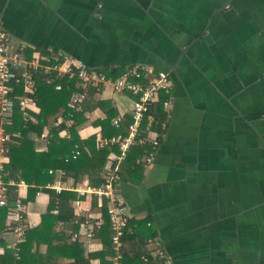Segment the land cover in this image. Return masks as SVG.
Wrapping results in <instances>:
<instances>
[{
  "label": "crops",
  "instance_id": "1",
  "mask_svg": "<svg viewBox=\"0 0 264 264\" xmlns=\"http://www.w3.org/2000/svg\"><path fill=\"white\" fill-rule=\"evenodd\" d=\"M0 26L14 44L25 45L27 58L31 50L52 47L114 77L134 64L169 70L173 88L158 94L144 124L146 133L150 129L160 138L153 159L141 162L138 145L133 146L118 163L115 182L135 239L141 238L149 251L141 258L165 264L152 256L149 240L158 238L168 264H264V0H0ZM23 88L22 82L13 83L16 99ZM35 91L36 85L27 121L19 108L23 123L37 122ZM170 96L166 108L159 101ZM131 99L129 93L94 87L87 102L91 108L55 120V126L63 124L58 137L73 140L70 127L80 115L77 136L92 138V147H98L101 136L127 134ZM117 115L118 128L111 124ZM106 119L116 134L107 133V125L104 131ZM12 133L8 143L19 144L20 130ZM26 137L36 152H44L53 135L44 127ZM65 176L73 186L91 185L85 173L77 180ZM47 182L31 198L26 182L10 188L25 205L27 229L40 223L49 205ZM93 197H82V213L71 199L74 218L66 226L57 223L70 241L75 242L70 232L79 230L72 224L87 213L102 212ZM6 224L5 216L0 254L13 239L4 233ZM76 241L85 254L104 247L96 234L90 247ZM36 249L44 253L47 248L40 244ZM98 263L99 258L91 259Z\"/></svg>",
  "mask_w": 264,
  "mask_h": 264
},
{
  "label": "built area",
  "instance_id": "2",
  "mask_svg": "<svg viewBox=\"0 0 264 264\" xmlns=\"http://www.w3.org/2000/svg\"><path fill=\"white\" fill-rule=\"evenodd\" d=\"M27 48L23 44H14L10 33L0 26V211L6 216V229L4 233L10 232L13 239L8 247L12 250L16 259L19 258V244L25 238L27 223L25 221L26 209L21 196L14 198L9 204L11 196L10 188L25 186L23 179L14 180L4 179V167L8 161V142L10 135L6 128L12 122L15 108V95L13 94V83L22 82L23 92L17 97V103L23 113V120L29 118L28 107L34 100L31 94L34 90L32 72L42 70L46 74L47 82L52 84L56 90L62 88L61 80L77 79L82 86L81 89L74 90L68 101L70 109L68 117L82 110V103L87 97L86 87L108 88L115 93H129L131 99V120L127 126V134L111 135L99 137L96 140L98 147L115 145L117 153L113 154L115 165L106 169V176L103 183L99 186H91L84 182L83 186H73L68 184L65 172L61 169H49L53 175L51 181L47 182L45 189L53 196L55 206L53 212H57L58 196L64 190H75L76 197L72 201L74 210L81 212L82 197L91 193L98 200L101 206L102 200L107 202L106 214L109 222L110 250L109 264H124V235L130 215L124 202L119 198L115 189V182L120 178L118 163L123 160L130 148L139 143L149 142L152 150L148 153L145 164H149L154 156L156 147L159 145V135L148 129L146 134H142L148 111L151 104L157 100L160 92L169 94L171 82L164 70H156L148 64H134L128 66L118 76H110L107 73L88 66L79 58L62 50L52 47L44 50H31L30 58L26 56ZM169 97L162 102L166 107ZM121 116L117 115L111 119V124L118 128ZM79 154V149L75 145L70 154L66 155L75 158ZM41 189V188H40ZM82 213V212H81ZM102 213H87L83 220H80L79 230L70 232L72 240L84 241L89 247L93 242L95 231L104 224ZM3 232V231H2ZM1 235V234H0ZM153 246V258H162L168 264V257L165 254L158 238L149 240ZM146 260V256H142ZM17 264V263H15Z\"/></svg>",
  "mask_w": 264,
  "mask_h": 264
},
{
  "label": "trees",
  "instance_id": "3",
  "mask_svg": "<svg viewBox=\"0 0 264 264\" xmlns=\"http://www.w3.org/2000/svg\"><path fill=\"white\" fill-rule=\"evenodd\" d=\"M47 75L42 70H36L32 72V80L36 85V104L40 107V114L36 115L37 122L32 123L30 121L23 123L19 110L17 99H15L14 114L12 117L13 122L6 126L7 130L12 133L15 129L20 130L22 139L19 144L8 143V162L4 167V179H18L25 180L28 184V198H31L40 184H44L47 181H51L52 174L48 173L49 169L60 168L63 169L65 175L73 177L75 180L82 174H87L88 182L91 185L99 186L104 181L106 176L105 171L107 168L112 167L115 163L111 158V154L117 153L115 145H106L101 147H92L93 139L81 140L77 136V124L81 120L80 116H75L77 123L70 127L71 134L74 135L73 140L61 139L58 137V132L62 128L63 124L55 126V120L59 116L68 117L67 111L69 107L67 102L74 90L81 89L77 79L64 78L60 82L62 88L56 90L54 86L47 82ZM94 87H86L88 94L82 107L84 110L89 109L87 102L90 100L91 93ZM164 97L160 98L159 102H163ZM70 110V109H69ZM153 110V109H152ZM159 110V109H158ZM151 106L148 111V115L151 113ZM160 113L159 111H156ZM75 113L74 115H76ZM108 118H110L108 116ZM161 119V118H160ZM103 122L105 125L104 131L107 127L109 134H116V128L114 129L109 121L106 119ZM145 124V123H144ZM46 127L49 133L53 135L48 139L47 150L44 152H36L33 148L32 141L28 140L26 135L30 131H35L40 134L42 129ZM142 134H145L144 125L141 128ZM74 145L79 148V154L72 158L66 154L70 149H73ZM134 147L140 151L138 155L141 162L145 161L148 153L152 150V146L149 142L136 144ZM135 146V145H134ZM87 147V148H85ZM45 188V187H44ZM75 192L71 189L64 190L58 196L57 212H51L55 206L54 198L51 196L49 205L46 211L41 215V221L38 225L26 230L25 238L20 243L19 258L15 259L11 250H6L5 253L0 254V264H91V259L99 258L98 264H109V245H110V228L106 214V201H103L101 205V213L104 217V224L95 231L97 236L101 237L104 247L100 251L88 252L85 254L83 244L80 242L70 241L69 237H66L63 233V229H56L58 222H63V225H69L74 218L73 209L69 206V201L75 198ZM95 199V197H93ZM92 205H95V200ZM14 197L11 193L9 198V204L12 203ZM84 218V217H83ZM82 219V218H79ZM5 214L0 211V229L4 228ZM62 225V227H64ZM73 228H78L77 225H73ZM6 227V226H5ZM61 228V227H60ZM125 264H149L151 258L143 261L142 254H148L143 246V240L140 238L135 239L137 236L133 222L128 223L125 232ZM127 243V244H126ZM40 244L46 245V251L44 253L38 252L36 246ZM36 245V246H35ZM89 246V245H86ZM65 257L67 261L59 262V258ZM149 262V263H148Z\"/></svg>",
  "mask_w": 264,
  "mask_h": 264
},
{
  "label": "flooded vegetation",
  "instance_id": "4",
  "mask_svg": "<svg viewBox=\"0 0 264 264\" xmlns=\"http://www.w3.org/2000/svg\"><path fill=\"white\" fill-rule=\"evenodd\" d=\"M185 52V51H184ZM166 73H167V75H168V78H169V80H170V82H171V88H170V91L172 90V88H173V81H172V79H171V77H170V75H169V70H164ZM170 91H169V93H170ZM169 103H168V105L166 106V108H168L169 107V105L171 104V96L169 97Z\"/></svg>",
  "mask_w": 264,
  "mask_h": 264
}]
</instances>
